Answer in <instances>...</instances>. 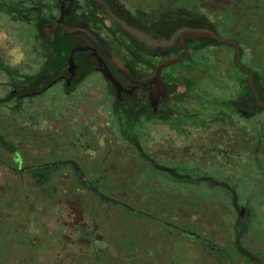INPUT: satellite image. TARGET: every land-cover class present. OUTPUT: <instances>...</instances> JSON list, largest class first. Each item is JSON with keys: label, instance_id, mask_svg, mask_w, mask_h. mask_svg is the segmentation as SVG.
Masks as SVG:
<instances>
[{"label": "rangeland", "instance_id": "obj_1", "mask_svg": "<svg viewBox=\"0 0 264 264\" xmlns=\"http://www.w3.org/2000/svg\"><path fill=\"white\" fill-rule=\"evenodd\" d=\"M114 1L143 25H191L151 57L176 61L174 113L123 127L112 104L56 113L53 92L46 113L0 107V264H264V0ZM7 2L0 58L21 67L35 30L9 10L28 0Z\"/></svg>", "mask_w": 264, "mask_h": 264}, {"label": "flooded vegetation", "instance_id": "obj_2", "mask_svg": "<svg viewBox=\"0 0 264 264\" xmlns=\"http://www.w3.org/2000/svg\"><path fill=\"white\" fill-rule=\"evenodd\" d=\"M32 1L28 0V5ZM49 1H53L57 13L53 18L46 17L45 3L21 4L25 9L9 7L15 14L13 19L29 22L35 35L32 32L34 42L26 65L10 67L0 58V74L5 76L0 87L6 91L0 96V107L10 106L13 113H24L25 104L31 106L33 102L34 106L38 102L37 112L46 113V97L53 92L56 113L67 107L66 99L75 98L71 106L86 110L98 105L101 112L112 104L122 126L125 116L137 118L138 123L141 118L174 113L171 105L176 103L172 99L176 91L171 90L172 76L166 67L176 61L157 64L151 57L183 48L192 39L185 38L190 35V24L181 18L165 17L143 25L114 0ZM3 2L17 5L16 0ZM23 10L27 13L20 14ZM187 52L180 56H187ZM93 78L108 94L85 93L92 90L89 86ZM61 100L64 104L58 108ZM13 103L16 105H10Z\"/></svg>", "mask_w": 264, "mask_h": 264}, {"label": "trees", "instance_id": "obj_3", "mask_svg": "<svg viewBox=\"0 0 264 264\" xmlns=\"http://www.w3.org/2000/svg\"><path fill=\"white\" fill-rule=\"evenodd\" d=\"M32 184L35 186H39L38 183L36 181H33Z\"/></svg>", "mask_w": 264, "mask_h": 264}, {"label": "crops", "instance_id": "obj_4", "mask_svg": "<svg viewBox=\"0 0 264 264\" xmlns=\"http://www.w3.org/2000/svg\"><path fill=\"white\" fill-rule=\"evenodd\" d=\"M4 1V0H3ZM41 1V0H40ZM45 2V1H44ZM39 4H41V3H39Z\"/></svg>", "mask_w": 264, "mask_h": 264}]
</instances>
